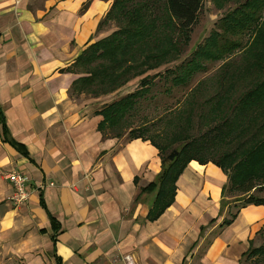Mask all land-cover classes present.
<instances>
[{
  "label": "crops",
  "instance_id": "obj_1",
  "mask_svg": "<svg viewBox=\"0 0 264 264\" xmlns=\"http://www.w3.org/2000/svg\"><path fill=\"white\" fill-rule=\"evenodd\" d=\"M0 0V113L28 155L5 142L0 122V264H240L263 242L264 206L222 205L224 171L192 160L175 202L148 219L162 171L143 138L105 136L97 107L109 95L79 99L71 67L98 31L112 0ZM1 121V120H0ZM10 172L28 176L30 197L10 201ZM249 264V263H247Z\"/></svg>",
  "mask_w": 264,
  "mask_h": 264
},
{
  "label": "trees",
  "instance_id": "obj_2",
  "mask_svg": "<svg viewBox=\"0 0 264 264\" xmlns=\"http://www.w3.org/2000/svg\"><path fill=\"white\" fill-rule=\"evenodd\" d=\"M91 1L88 0L83 9H87ZM212 1L217 8L228 9L217 23L218 29L212 31L189 58L170 66L183 54L181 43L191 39L204 0H112L98 31L113 22L118 28L87 46L76 62L63 70L82 74L73 82L71 96L110 95L138 77L141 89L152 91L156 79L160 81L165 77H171L172 84L163 93L172 95V86L181 89L182 96L176 98L170 109L177 119H168L169 128L164 135L168 138L167 145L177 142L175 136L179 140L187 136L181 148H170L144 137L140 130L145 124L135 128L132 119L143 107V96L137 92L95 112L103 118L99 128L105 136L121 137L127 129L130 134L137 129L139 134H132L128 139L143 138L159 150L162 171L142 190L156 193L148 215L150 220L158 219L175 202L177 181L192 160L201 164L211 161L219 166L228 176L223 196L229 193L241 196L227 202L223 199V206L229 202L240 204L236 212L230 211L231 216L223 225H231L244 207L264 206V0ZM167 41L171 48L168 54L163 47ZM145 50V57L152 60L150 65L145 68V61L143 65H132ZM236 52H239L238 59H235ZM172 53L173 58H170ZM207 61L223 62L218 77L197 80L200 73L207 71ZM153 97L156 98L157 93L150 92L146 98L152 100ZM195 118L208 127L200 142L220 147L215 148L219 159L204 160L196 154L203 145H197L196 137L188 139L187 134ZM0 120L4 141L28 155L11 137L2 112ZM172 133L174 137L169 138ZM258 236L263 242L255 246L251 240L240 264L253 259L254 264H264V226Z\"/></svg>",
  "mask_w": 264,
  "mask_h": 264
},
{
  "label": "rangeland",
  "instance_id": "obj_3",
  "mask_svg": "<svg viewBox=\"0 0 264 264\" xmlns=\"http://www.w3.org/2000/svg\"><path fill=\"white\" fill-rule=\"evenodd\" d=\"M227 7H229V5ZM227 11H228V9H226V8L224 10L217 8L215 3L212 0H204V7L200 13L198 22H197L196 26L194 27V31L191 35V39L188 42L183 41L181 43V50H182L183 54L178 61L171 63L170 66L184 61L187 57L189 58L191 53H193L195 51V49L198 47V45L200 43H203L205 41V39L208 36H210L212 31L218 29L217 23H219V20L221 19V17L223 15H225V13ZM147 13H148V10L145 9V14H147ZM117 28H118V25H116V23L113 22V23H109L108 25H105L101 29L100 32H103L104 35L107 34L106 36L103 37V38H105L109 34H111L113 31H115ZM103 38H100V39L96 40L95 42H97ZM182 39H183V37H182ZM95 42H93V43H95ZM169 43L170 42L167 41L164 43L165 45L163 46L165 51L167 52V54L171 53V51L169 50V48H170ZM89 45H87V46H89ZM147 45L148 44L146 43L145 46H147ZM146 54H147V51L145 50L144 55L142 57H140V56L136 57L131 62V64L132 65H143V64L147 63L145 66V68H146L152 62V60H150V57H145ZM173 54L174 53H172L170 58H173ZM238 57H239V52H236L235 59H238ZM144 61H145V63H143ZM206 64H207V71L200 73L196 78L197 80L202 78V77H208V79H213L214 77H218L219 68L221 67L223 62L222 61H217V62L207 61ZM141 69L142 68H140V70ZM154 72L155 71H152L151 73H154ZM78 75H79V77L82 76V74H78ZM131 75H132V73H130L129 76H131ZM139 78L140 77L132 79L126 85L121 87L119 90L110 94V96L112 95L113 97L104 99L103 100V101H105L104 104L98 106L97 108L101 109L104 106H107L110 102L119 101L124 96H127L133 92H137V93L141 94L143 96V99H142L143 100V107H141L140 112H138V115L133 117V119H132L133 125L136 128L138 126L145 124V126H143L142 130H140V131H142V132H140V134L144 135V137H148L152 140H155L160 145H165V144L167 145L169 143L168 138L166 137V139H165L164 135H165L166 131H168V128H169V127H167L168 122H169L168 119L171 117L173 118V120L177 119V115H173V111L170 112V109L173 106V103L175 102L176 98H179L182 96V92L180 91L181 89L172 86V88H171V89H173L172 95L163 93V91H165V88L170 87V85L172 84L171 77H169V78L165 77L160 81H159V79H156L155 85H153V87H152V91L141 89L142 84L139 83V80H140ZM165 81H166V83H164ZM150 92H152L153 94L157 93V97L156 98L153 97L152 100H149V98H146L150 94ZM106 96H109V95H105V96H101V97H106ZM73 97H76L79 99L92 98L90 96H87L86 94H81L80 96H73ZM149 101H151V102H149ZM171 128H172V131H174L176 129L174 126ZM207 129H208L207 126L200 124L198 122L197 118H195L190 132H189V130L187 131V134L189 133L188 139H192L193 137H196L198 140L197 145H201V144L203 145V147H202L203 149H199L196 153L202 159H204V160L219 159L220 154L216 151L215 148H220V147H215L214 145L210 144V142H204V144L200 142L203 138V134L207 131ZM132 134H134V135L139 134V130L134 129ZM132 134H130V129H127L126 133H124L119 138H123L125 135H127V138H128ZM166 136H168V135H166ZM171 137H174V133L169 135V138H171ZM186 138H187V136H184V137H182V140H179L178 137L175 136V139L177 140V142L176 143L174 142L175 144L171 143L172 145L169 144L167 146L168 147L171 146L170 148H172L173 146L177 147V148H181V144L183 145L185 143ZM234 195H236V196H234ZM228 196L230 198H233V199H237V198L241 197L236 193H231V194L229 193ZM233 199H231V200H233ZM10 201L12 203H14V201L12 199H10ZM237 206H240V204L233 206V208H232L233 212L237 211V208H238ZM254 260L255 259H253V261ZM253 261H250L249 264H254Z\"/></svg>",
  "mask_w": 264,
  "mask_h": 264
},
{
  "label": "built area",
  "instance_id": "obj_4",
  "mask_svg": "<svg viewBox=\"0 0 264 264\" xmlns=\"http://www.w3.org/2000/svg\"><path fill=\"white\" fill-rule=\"evenodd\" d=\"M6 178L13 186V196L11 199L14 203L16 205L26 203L30 197L28 176L21 172H10L6 175ZM124 261L126 264H139L133 255H126Z\"/></svg>",
  "mask_w": 264,
  "mask_h": 264
}]
</instances>
